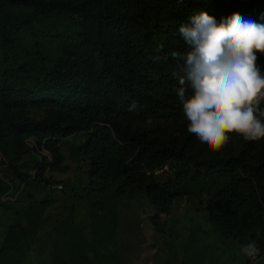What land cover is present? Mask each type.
Wrapping results in <instances>:
<instances>
[{
	"label": "rangeland",
	"instance_id": "obj_1",
	"mask_svg": "<svg viewBox=\"0 0 264 264\" xmlns=\"http://www.w3.org/2000/svg\"><path fill=\"white\" fill-rule=\"evenodd\" d=\"M0 7L17 23L15 40L25 51L6 52L0 44V264H264V254L245 256L244 240L210 226L209 184L202 190L185 187V194L171 201L169 214L160 216L157 230L141 188L120 189L121 179L88 185V162L78 150L83 131L47 143L11 130L7 119L79 117L68 102L70 88L43 85L40 78L66 62L74 73L97 82L96 26L80 13H41L29 0H4ZM169 17L180 18L173 12ZM141 35L131 23L115 35L104 32L109 48L125 56L136 76L147 69L133 46L132 36ZM24 93L34 99L21 102ZM153 179L173 187L171 174ZM50 183L62 189H51Z\"/></svg>",
	"mask_w": 264,
	"mask_h": 264
},
{
	"label": "trees",
	"instance_id": "obj_2",
	"mask_svg": "<svg viewBox=\"0 0 264 264\" xmlns=\"http://www.w3.org/2000/svg\"><path fill=\"white\" fill-rule=\"evenodd\" d=\"M29 1L41 13L67 10L93 20L96 27L92 51L98 81L74 73L70 63L54 64L40 81L70 88L68 102L79 117L7 119L10 129L47 143L83 131L85 140L78 150L88 162V185L121 179L120 189L141 188L154 211L149 219L157 230L161 229L160 216L169 214L171 201L183 196L185 187L202 190L209 184L213 190L208 193L205 209L210 226L247 244L254 240L259 253L264 254V139L245 142L233 136L219 152L201 147L187 131L174 91L184 61L172 55H183L188 50L178 29L194 14L205 11L219 23L239 13L264 24V0ZM3 2L0 0V6ZM171 12L180 18L169 17ZM128 23L142 31L141 37L132 36L136 55L147 66L139 76L125 56L109 48L104 38L105 30L115 35ZM16 24L0 7V44L6 52H25L15 40ZM258 62L264 70V55ZM19 98L21 102L31 101L34 95L24 93ZM165 161L175 163L172 188L156 182L149 173ZM30 241L27 239V244Z\"/></svg>",
	"mask_w": 264,
	"mask_h": 264
},
{
	"label": "clouds",
	"instance_id": "obj_3",
	"mask_svg": "<svg viewBox=\"0 0 264 264\" xmlns=\"http://www.w3.org/2000/svg\"><path fill=\"white\" fill-rule=\"evenodd\" d=\"M178 31L188 50L172 54L184 61L174 91L188 133L210 152L222 151L233 136L264 139V70L258 62L264 55V24L239 13L218 23L200 11ZM242 252L255 258L260 249L253 240Z\"/></svg>",
	"mask_w": 264,
	"mask_h": 264
},
{
	"label": "built area",
	"instance_id": "obj_4",
	"mask_svg": "<svg viewBox=\"0 0 264 264\" xmlns=\"http://www.w3.org/2000/svg\"><path fill=\"white\" fill-rule=\"evenodd\" d=\"M174 165L175 163L173 161H165L161 164H159L157 167L151 169L149 173L155 177V176H160L161 174H171L174 170ZM49 188L54 189V190H61L62 189V184L60 183H50L48 185Z\"/></svg>",
	"mask_w": 264,
	"mask_h": 264
}]
</instances>
